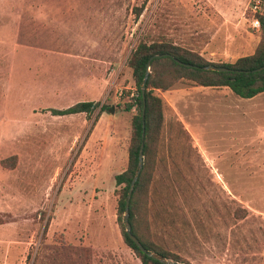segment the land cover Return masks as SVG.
I'll return each instance as SVG.
<instances>
[{
  "label": "rangeland",
  "instance_id": "obj_1",
  "mask_svg": "<svg viewBox=\"0 0 264 264\" xmlns=\"http://www.w3.org/2000/svg\"><path fill=\"white\" fill-rule=\"evenodd\" d=\"M255 1L0 0V264H143L115 180L137 113L132 49L171 40L235 62L261 40ZM158 92L153 238L193 264H264V93L188 80ZM82 101L99 106L51 110Z\"/></svg>",
  "mask_w": 264,
  "mask_h": 264
},
{
  "label": "trees",
  "instance_id": "obj_2",
  "mask_svg": "<svg viewBox=\"0 0 264 264\" xmlns=\"http://www.w3.org/2000/svg\"><path fill=\"white\" fill-rule=\"evenodd\" d=\"M145 4L134 7L136 19L142 15ZM261 23V40L252 54L239 57L235 62L216 63L206 59L203 55L171 40L148 41L141 38L132 49L128 59V66L132 69L133 77L138 89V95L126 103V110L137 108L132 118V132L128 148L127 168L116 174L115 180L119 186L118 219L122 227L125 242L133 249L143 264H163L143 252L127 234L124 225L126 199L130 183L135 175L139 163V154L144 142V163L140 177L136 183L130 202V222L132 232L140 239L144 246L166 258L174 259L183 264H193L179 252L158 243L154 238L149 221L150 202L152 199V183L154 172L159 159V142L161 130L165 120V100L158 90H168L183 80L192 81L196 85L210 87H229L234 93L243 98H252L264 92V69L252 71L264 65V12L256 14ZM155 57L150 65L147 80L145 117L143 118L144 99L141 85L148 69V61ZM180 60L184 63L178 62ZM186 63L192 64L191 66ZM216 64L229 67V71L210 70L203 67ZM99 104L92 101H82L64 109L52 108L55 115H69L74 113L93 112ZM102 106L101 110H104ZM143 120L145 124L143 125ZM6 165V160H2ZM7 222L6 215L0 212V225Z\"/></svg>",
  "mask_w": 264,
  "mask_h": 264
},
{
  "label": "water",
  "instance_id": "obj_3",
  "mask_svg": "<svg viewBox=\"0 0 264 264\" xmlns=\"http://www.w3.org/2000/svg\"><path fill=\"white\" fill-rule=\"evenodd\" d=\"M163 55H167V54H157V55H153L150 57L149 61H148V69L147 72L145 74L143 83L141 85V90H142V95H143V99H144V109H143V118L145 117V99H146V89H147V80H148V75H149V71H150V65L152 60L155 57H160ZM178 62L184 63L180 60L177 59ZM186 65L191 66L192 64L186 63ZM204 69H210V70H220V71H229L230 68L226 67V66H221V65H216V64H209L203 67ZM264 69V65L258 68L253 69L252 71L256 72V71H261ZM145 124V121L143 120V125ZM143 148H144V142H142L141 145V149H140V154H139V163H138V167L136 169L135 175L130 183V187H129V191H128V195H127V199H126V211H125V215H124V225H125V229L127 234L130 236V238L140 247V249L147 253L149 256H151L154 259H157L159 261H161L163 264H183L179 261H176L174 259H169L164 257L161 254L155 253L153 251L148 250L144 244L140 241V239L132 232V224L130 222V202H131V198H132V194L133 191L135 189L136 183L140 177L141 174V170L143 167V163H144V154H143Z\"/></svg>",
  "mask_w": 264,
  "mask_h": 264
},
{
  "label": "built area",
  "instance_id": "obj_4",
  "mask_svg": "<svg viewBox=\"0 0 264 264\" xmlns=\"http://www.w3.org/2000/svg\"><path fill=\"white\" fill-rule=\"evenodd\" d=\"M264 4V0H256L253 6V10L255 13H262V5ZM253 25L255 28L260 29L261 28V23L259 18H254L253 19Z\"/></svg>",
  "mask_w": 264,
  "mask_h": 264
},
{
  "label": "crops",
  "instance_id": "obj_5",
  "mask_svg": "<svg viewBox=\"0 0 264 264\" xmlns=\"http://www.w3.org/2000/svg\"><path fill=\"white\" fill-rule=\"evenodd\" d=\"M262 93H264V92H262ZM259 94H261V93H259ZM259 94H257V95H259ZM257 95H256V96H257ZM256 96H254V97H256ZM252 98H253V97H252Z\"/></svg>",
  "mask_w": 264,
  "mask_h": 264
}]
</instances>
